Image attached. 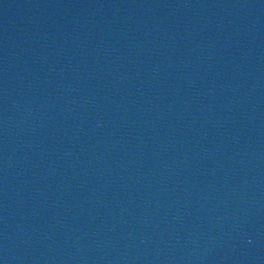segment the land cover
<instances>
[{
  "label": "water",
  "instance_id": "1",
  "mask_svg": "<svg viewBox=\"0 0 264 264\" xmlns=\"http://www.w3.org/2000/svg\"><path fill=\"white\" fill-rule=\"evenodd\" d=\"M0 264H264V0H0Z\"/></svg>",
  "mask_w": 264,
  "mask_h": 264
}]
</instances>
